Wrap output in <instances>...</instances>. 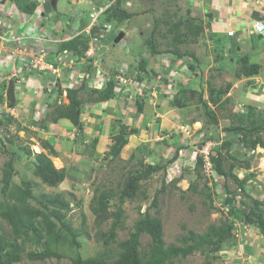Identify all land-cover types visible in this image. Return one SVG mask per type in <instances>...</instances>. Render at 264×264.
<instances>
[{
  "label": "rangeland",
  "instance_id": "obj_1",
  "mask_svg": "<svg viewBox=\"0 0 264 264\" xmlns=\"http://www.w3.org/2000/svg\"><path fill=\"white\" fill-rule=\"evenodd\" d=\"M106 2L111 1L106 0ZM117 2L118 0L112 1V4L103 12L102 17L98 15L97 24L101 25V28L94 33L95 36L105 34L101 32L103 30L101 22L110 20L111 27L107 31L113 30L115 26L121 27L125 30L122 31L125 37L126 31L135 29V34L141 42L139 46L144 47L147 43L146 47L149 49L151 43L154 42L161 56L165 55L175 59L173 52L176 51L186 55L183 64L172 63L177 65L181 73L176 77L165 75V78L168 84L171 81L173 83L171 93L179 92L181 84L188 89L194 86L198 92L195 102L201 109L197 116L201 125L198 126L196 122L193 123L197 120L196 117L189 124L190 119H192L189 118L187 122L189 126L191 125L189 130L192 131L190 132L192 140L187 144L185 138L182 139V142H178L181 140L175 142V139L179 138L180 131L174 133L173 139L169 140V149L163 152L165 153L164 156L166 155L165 158H163L164 156L161 157L162 147L158 149L159 154L157 158L155 157L157 160L147 157L148 153H144V151H139V154L130 163L120 156L116 159H110L109 156L102 159V155L94 150V143L87 144L83 148L74 144H70V146L65 144L60 148L54 145L56 152L52 154L51 149L47 150L42 147L41 139L38 136L40 132L37 131L40 129L48 132L51 117L47 121L34 123L26 114H19L17 110L12 111L14 114L8 111L10 107H8L6 100V105H3V110L0 113V234L4 235L8 241L17 239L19 243L25 246L26 252L35 250V243L29 239L31 236L27 237L28 229L17 224L15 216L27 217V224L29 225H33L35 222L46 224L47 219L51 218V221L57 225L58 223L53 216H48L46 212H43V205L48 203V199L61 198L70 203L71 210H62V212L65 214L66 220L71 223L72 228L77 231L78 242L81 244L77 249L68 246L64 252L66 254L64 259L34 262L30 261L24 254L23 260L16 264H74L70 257L79 252L83 258L104 257L105 261L113 263L118 259L122 250L120 244L127 241L135 232V224L146 212L162 220L166 246H181L182 238L188 232L193 231L202 235L207 233L211 225H220L223 222L231 224L234 229L233 233L238 235L236 237L237 243H234L235 239H229L225 242L224 251L213 252L205 247L203 251H196L186 258L175 259L174 264H205L207 261L210 264H248V262L249 264H264V235L245 221V215L254 205V201L257 200L262 203V210L264 211V149L258 146L251 150L243 143L247 139L258 136V133L251 129L240 133L226 131L235 123L237 113L245 115L248 112V106H252L257 108L255 112V121L257 122L254 128L260 127L259 136L264 141V95L261 92L262 94L259 96V88L263 79L261 81L259 78L253 79L254 77H238L236 75L238 66L230 69L227 66L218 67L212 66L210 63L205 64L209 58L212 61L216 57L209 36L206 37L203 34L197 39L191 35V29L200 25L201 18L198 9L200 0H123V2L121 0L123 9L135 13L138 17L137 22L133 23L129 20L127 23L125 20L119 23L114 20L115 12L113 11ZM9 5L0 6V18L8 17L7 11L10 12V10L13 14L18 15L16 8L12 7V9ZM43 10L42 7H36L34 13L37 15L34 16L33 20H38L39 16H41L40 19L45 18L46 20V17L42 16ZM54 10V7L50 9L55 13ZM23 20L26 19L23 18ZM43 29L46 31V28ZM119 34L120 32L113 30L108 36L105 35L100 39L105 47L110 48L104 56L108 65L115 63L123 54L120 47L125 45L126 39H121V42L114 47V41ZM253 37L255 39L257 35H253ZM181 40L185 42H181ZM146 47L143 50H146ZM233 52L241 55L235 50ZM149 54L151 53L149 52ZM157 56V54L152 55V58H157ZM249 57L251 60H255L256 55L250 54ZM195 58L202 62V66H198V70L192 72L186 66L189 61L194 62ZM177 60L175 59V61ZM142 62L141 58L137 57L134 63H129L130 67H135L136 73L133 72V69L131 71L126 69L128 77H134L133 79H136L138 83L144 81L139 74ZM116 67H120V64H116ZM164 68L166 69V66ZM167 70L169 72V68ZM229 85L231 86L229 93L225 95L222 101L216 105L210 102V88L226 89ZM118 91L121 92V90ZM0 92L2 93V91ZM151 92H146L145 97L148 98L150 95L153 97ZM201 94L203 100L200 102ZM225 99H229L230 102L225 104ZM148 100L145 99L143 103L145 104ZM205 101L215 112L218 119L217 124L205 114ZM192 111L195 112L194 109ZM39 114L40 112L37 115ZM244 124L246 127H252L246 121ZM197 130H200L199 134L194 135ZM203 140L204 143L201 144L200 141ZM206 142H211L210 157L216 155L213 154L214 152L221 151L225 157L227 169L231 164L236 165L234 174L243 182L242 190L239 189V184L232 179V176L225 180L205 168L204 165L199 170L195 169L197 167L196 160L200 157L196 148L201 150ZM179 143L184 145L183 147H186L187 151H180V156H182L179 159L180 163L167 164L168 158L174 156L172 149H177ZM190 143L192 146H188ZM227 143L231 144L227 145ZM36 146L40 152L35 150ZM20 151L29 152L31 156H26ZM40 153L49 156L55 168L57 166L54 160H59L61 166L57 169H65L66 179L58 187H50L44 184L35 175L32 157ZM185 155H189L187 156L189 160L186 167L184 166L186 158H183ZM122 157L124 158V156ZM142 159L145 160V163L152 165L167 164L166 170L153 173L148 180L142 182V189L138 197L126 200L122 205L123 216L115 230L116 238L109 246H105L100 238V233L110 230L115 219L114 213L120 205L119 193L127 179V174L130 170L141 169L140 161ZM8 163L13 165V170L11 171L10 184L6 188L4 178L6 173L10 172ZM247 165H249L248 168ZM174 179L178 180L173 183ZM29 182L32 183V196L26 197L24 192L28 186L25 184ZM164 184L165 190L158 196V207L151 206L157 191L162 189ZM192 186H195L197 190L194 191ZM225 187L229 188L230 193ZM105 190L111 194L108 209L111 217L106 221L99 222L92 208L97 205V197ZM20 193H22V198ZM53 209L55 207H52L51 210ZM158 210L160 211L159 214L157 213ZM56 225L55 232L58 231ZM24 240H26L25 243H23ZM150 242V236L142 233L138 248L142 254L149 250ZM245 260L246 262L243 263Z\"/></svg>",
  "mask_w": 264,
  "mask_h": 264
},
{
  "label": "crops",
  "instance_id": "obj_2",
  "mask_svg": "<svg viewBox=\"0 0 264 264\" xmlns=\"http://www.w3.org/2000/svg\"><path fill=\"white\" fill-rule=\"evenodd\" d=\"M54 1L55 6L52 5ZM32 2L35 0H6L0 3V6L4 5V7L10 4L9 7L16 8L18 12L16 15L10 10V12L7 11L8 17L0 18V36L7 40V42L0 40V91L6 98L8 86L12 81L15 83L17 98L16 107L9 108L8 111L14 114L12 111L17 110L19 114H26L34 123L46 121L56 106L69 105L67 89L78 88L86 79L89 60L97 69L91 73L92 80L88 79L87 87L79 93V98L83 101L80 115L83 129L79 130L67 119H61L58 123H50L48 132L33 127L40 132L38 136L41 143L49 141L51 145H55L57 148L63 147L65 144H69V146L74 144L83 148L87 144L95 143L94 150L102 155V159L106 156H109L110 159H116L111 154V149L117 143V139L123 136L127 144L119 156L130 163L139 154V151L147 152V157L157 160L155 157L157 158L159 154L158 149L163 147L161 156L163 157L165 154L163 152L169 149V140H172L174 133H179L178 131H180L179 138L175 139V142L178 140H181L178 142H182V139L185 138L187 144L192 140L190 138L192 131L189 130L191 125L189 126V124L195 117L197 118L200 111L195 102L198 92L194 86H191L190 97L189 95L185 97L180 91L165 94V88L160 87V85H169L165 78L168 71L165 65L168 63L167 58L165 55H158L157 58L153 59L152 55L149 54L150 50L146 47L147 43L144 45L146 50H143L144 47L139 46L141 42L135 34V29H133L134 32L132 30L125 32L123 39H126L127 42L120 47L123 54L119 60L111 65H108L104 59L110 48L105 47L100 39L105 35L108 36L113 30L120 33L125 31L121 27L115 26L110 31L101 30L105 34L96 36L100 40V44L93 43L92 47L94 49H96L95 47L97 49L105 47L106 50L101 55H98L99 51H97L96 54L80 60V55L77 54L74 58L68 52L69 50H62L63 44L77 37L88 38L90 43L92 38L80 33L89 28L95 17L98 15L102 17L103 12L112 4L111 2H106V0H50L46 6L47 12L44 11L42 14L46 20L39 18L26 23L31 14L24 13L21 6ZM52 7L55 8V13L50 11ZM100 8L105 9L98 14ZM198 9L204 26L203 34L206 37L209 36L212 50L216 55L212 61L209 58L205 64L210 63L212 66H227L234 69L237 66L234 64L233 57L240 56L234 54V50L241 55L255 54V60H251V58L250 60L252 63L260 64L262 69L260 75L253 79L259 78L261 81L263 79L259 88V96L262 93L264 95V32L261 35L253 32V25L256 21L264 22V0H200ZM23 18L26 20L24 21ZM137 18L135 15L125 21L127 23L129 20L133 23L137 22ZM24 27L28 28L25 29ZM43 28H46V31ZM253 35H257V37L254 39ZM17 45L27 48V52L19 50ZM38 47L39 49L44 48L47 61L54 60L53 64L59 69V76L54 75L49 70L40 71L29 66V55H34ZM61 57L66 60V64L58 61ZM137 57L146 63V70L139 68V74L144 79L142 83L150 89L149 92L152 91L153 97L150 95L146 98L149 100L145 104L141 100L140 102L135 101L137 89L131 88L130 91H117L116 96L108 101H95L91 98L93 80L96 83H102L105 87L109 77L116 74L120 68L129 69V71L133 69V72L136 73L135 67H130L129 63H134ZM184 60L177 61L181 65ZM96 63L97 66H95ZM118 63L120 67H116ZM198 66L201 67L202 62L198 61L197 58L196 71ZM80 78L83 79L80 80ZM178 98L184 102V105L177 102ZM139 104H142L141 111ZM38 112H40L39 115H37ZM189 118L192 119L188 124ZM194 122L200 123L198 118ZM198 133L199 130L195 134ZM191 144L188 146H192ZM183 146L179 143L177 149H172L174 154L177 151L179 155H181L180 151L186 152L187 148ZM181 157L173 163H180ZM188 160L186 159V162ZM141 162H145V160L142 159Z\"/></svg>",
  "mask_w": 264,
  "mask_h": 264
},
{
  "label": "trees",
  "instance_id": "obj_3",
  "mask_svg": "<svg viewBox=\"0 0 264 264\" xmlns=\"http://www.w3.org/2000/svg\"><path fill=\"white\" fill-rule=\"evenodd\" d=\"M121 4V0H118L117 5L115 6L113 11L115 12V15L113 16L115 18L114 20H117L118 23L130 19L136 15L133 12H128L127 10L123 9ZM36 7L37 3L35 2L27 3L21 6L22 11L24 13L31 15L36 10ZM101 23L103 26L105 23L110 24L111 22L110 20H108L104 22L102 21ZM100 28L101 25L97 28H94L93 33L98 32ZM203 33L204 26L202 24V20L200 19V25H197L196 27H193L191 29V35L195 36L198 39L200 36L203 35ZM182 40L181 42H185ZM61 47L62 50H69L68 52H70L72 55L78 54L80 56H83V54L89 48V39L84 38L82 36L77 37L63 44ZM149 50L151 52V55H161L154 42L151 43ZM173 54L175 55L173 57L178 60L187 57L179 51L173 52ZM194 60V62H189L188 65L189 69L192 72H196L197 58H195ZM233 60L234 64L238 66L236 69V75L238 77L245 76L246 78H251L260 75L262 66L258 63H252L248 54L240 55L237 58L233 57ZM140 69L144 71L146 70L145 62H142L140 64ZM87 70V75H91L92 72L97 71L96 67L93 66V63L90 60L87 62ZM87 82L88 79L86 78L82 81V84L78 88L67 89V96L70 101L69 105L56 106L53 113L49 114L50 116L48 115L46 121L50 117L51 120L49 121V123H58V121L61 119H67L74 126L78 127L79 130H82L83 124L81 122L80 115L83 101L79 98V93L87 87ZM115 87L116 82L113 78H111V80L107 82L104 89H91V98L95 101H108L110 99H113L116 96ZM180 87V93L185 97H188V95L190 97L191 89H188V87H185L183 85H180ZM230 87L231 86L229 85L226 89L220 88L218 90L215 88H210V102L214 105L218 104L219 101H222L225 95L229 93ZM199 98L201 102V100H203V95L201 94ZM6 100L8 107H16L17 98L15 95V83L12 81L8 86L6 98L4 94L0 92V113L3 110L2 107ZM177 102H179V104L184 105V102H181L179 98L177 99ZM229 102V99H225L224 101L225 104ZM204 108L205 114L217 124V116L206 101L204 102ZM139 109L140 111L142 110V104H139ZM256 110L257 108L248 106V112L245 115H240V113H237L236 121H234L235 123L226 129V131L238 133L243 131H249V129L253 130L254 132H257L258 136L253 139H247L243 142L251 150L255 149L258 146H260L261 148L263 147L264 149V141L261 136H259V133L261 132L260 127L254 128V125L257 122L255 121ZM245 121L250 123L252 127H246L244 124ZM126 144L127 141L124 139L123 136L117 139V143L114 144L113 148L111 149V154L114 156V158H117L120 155L122 149L126 146ZM228 144L231 143H227V145ZM42 147L47 150L51 149L50 151L52 154L55 152L54 146L51 145L49 141H43ZM20 152H23L26 156H31V153L29 152ZM216 152L217 154L215 156H211V162L213 164L215 175L222 177L225 180L232 176V179H234V181L239 184V189L242 190L243 182H241L239 177L234 174V169L236 168V165L231 164L229 169H227L225 167V157L223 156L221 151ZM35 156L38 162L36 163L32 161L35 166V175L39 177L44 184L50 187H58V185L65 181V169L55 168L51 158L44 153H40ZM187 156L185 155L183 158L188 159ZM179 157L180 155L177 151L174 154L173 158H168L167 164L173 163ZM140 164L142 165L141 169H137L135 171L130 170L127 174V179L119 193L120 205L117 211L114 213L115 219L112 222L110 230L108 232L101 231L100 233V238L103 240L105 246H109L116 238L115 230L119 226L121 218L123 216L122 205L126 202V200H132L138 197L139 192L142 189L141 187L143 181L148 180L153 173L159 172L161 170H166L167 167V164L152 165L145 162H141ZM203 165V160L201 158H198L197 167L195 169L199 170V168ZM7 166L9 167L10 172H7L4 178L6 188H8L10 184L11 171L13 170V165L11 163H8ZM248 167L249 165H247V168ZM177 180L178 179H174V181L172 182L174 183ZM25 185H27L28 188L27 190H25L24 194L26 197H31L32 183L29 182ZM192 189L194 191L197 190L195 186H192ZM225 189L228 193H230L228 187H225ZM164 190L165 184L163 185L162 189L157 191L151 206L158 207V196ZM110 196L111 194L108 191H103L102 194H100L96 199L97 205L93 206L92 208L99 222L106 221L111 217L108 212L110 205ZM20 197L22 198V193H20ZM52 207H55V209L51 210ZM43 209V212H46L48 216H53V218L57 221L58 224L56 225L54 222H52L51 218L47 219L48 222H46V224L44 222H35L33 223V225H29L27 224V217L23 215L15 216L16 223L28 229L27 237L31 236L29 239L33 243H35L36 249L26 252L25 246L19 243L17 239L8 241L4 237V235L0 234V264L20 263L24 258V254H26V257L30 261L34 262H43L48 259L60 260L65 258L66 254L64 252L68 246H72L76 249L80 247L81 244L78 242L77 231L72 228L71 223L66 220L65 214H63L62 212V210H71L70 203H67V201L62 200L61 198H57L54 200L48 199V203L46 205H43ZM159 212L160 211L158 210L157 213L159 214ZM245 221L248 223L249 226L258 229L264 235V211L262 210V203L257 200L254 201V205L250 208V211L245 215ZM83 223H85V220H83ZM55 225L58 227L57 232H55ZM163 228V222L159 217H153L150 215L149 212H146L144 216L135 224V232L131 234L130 238L127 241L120 244L122 250L118 255V259L115 262H107L105 261L104 257L83 258L80 252L76 253L75 256L70 257L71 261L74 264H174L175 259L179 257L186 258L196 251H203L205 247L213 252H221L224 251V244L227 240L235 239L234 243H237L236 237L238 235L233 233V226L231 224H228L227 222H223L220 225H211L207 233L202 235L196 234L193 231L188 232V234L182 238L181 246H166L164 241ZM142 233H146L151 238L149 250L145 254H142L138 249L140 245V236ZM25 241L26 240H24L23 243H25ZM205 264H210V262L207 261Z\"/></svg>",
  "mask_w": 264,
  "mask_h": 264
},
{
  "label": "built area",
  "instance_id": "obj_4",
  "mask_svg": "<svg viewBox=\"0 0 264 264\" xmlns=\"http://www.w3.org/2000/svg\"><path fill=\"white\" fill-rule=\"evenodd\" d=\"M3 1H6V0H0V3H2ZM35 2L38 4V7H42L44 10L43 11H47V8L46 6L50 3V0H35ZM104 11V8H100L98 10V14L102 13ZM37 14L33 13L32 15H29V20L26 22V23H30V20H33L34 19V16H36ZM44 16V15H42ZM50 16H52L50 14ZM39 18H41V16H39ZM45 19V18H44ZM98 23V17H95L92 24L89 26L88 29H86L85 31H82L80 34H86L87 36H89L90 38H92L91 42L89 43V48L88 50L83 54V56H79V59L80 60H84L86 58V56H90L92 54H96L97 51H99L100 47L97 49V47H95L96 49H94V47H92L93 43H97V45L100 44V40L95 36V34L93 33V30L94 28H97L99 27L100 25L97 24ZM110 25L108 23H105L103 25V29L105 30H109L110 29ZM253 32L255 34H262L264 32V22L262 21H256L253 25ZM0 40L3 41V42H7V40L3 37V36H0ZM18 46V45H17ZM17 48H19V50H22L24 52H27V48L25 47H20L18 46ZM31 53V52H30ZM32 54V53H31ZM72 55V54H71ZM72 57L75 58V55H72ZM29 66L31 68H36L40 71H51L54 75L56 76H59V69L55 67V64L54 63V60H50V61H47L46 60V56H45V50L44 48H40L39 47L37 48L36 52H34V55H29ZM167 58V61L168 63L165 64L167 66V68H169V72L167 71V75L172 77H176L177 75H179L181 72L179 71V68L177 67L176 64H172V63H179L178 61H175V59H172L171 57H166ZM60 63H63V64H66V60L63 59V57L59 58L58 60ZM58 62V63H59ZM189 65V64H188ZM186 66L187 69H189V66ZM95 66H97V63L95 64ZM174 74V75H172ZM129 75L127 74V71L125 68H120L118 70V72L112 76L109 77L108 81L111 80V78H113L116 82V87H115V91L117 92L118 90H121V91H130L131 88H134V89H138L135 91V101L138 100V101H142V103L144 102V100L146 99L145 97V93L146 92H149L150 89H148V87H146L143 83H138V81L136 79H133L134 77H128ZM84 77V75H83ZM90 77V78H89ZM92 76L91 75H87L86 74V78L87 79H90L92 80L91 78ZM94 78V77H93ZM83 78H80V80H82ZM95 80H93V87L94 88H98V87H102L103 84L102 83H96L94 82ZM172 81L169 83V85H160V87L162 88H165L164 89V93L167 94V93H171L173 91V85H172ZM185 132H187L185 130ZM204 141V140H203ZM203 141H200L201 143ZM211 142H207L205 146L202 147V149H198L196 148V151H199V156L200 158L204 161V166L205 168H208L210 171H213L214 173V168H213V164L211 162V157H210V154H211ZM197 155V154H196ZM246 260L243 262L245 263ZM249 264V262H248Z\"/></svg>",
  "mask_w": 264,
  "mask_h": 264
},
{
  "label": "water",
  "instance_id": "obj_5",
  "mask_svg": "<svg viewBox=\"0 0 264 264\" xmlns=\"http://www.w3.org/2000/svg\"><path fill=\"white\" fill-rule=\"evenodd\" d=\"M52 5H53V6L56 5L55 1L52 3ZM123 37H124V33L122 32V33H120V34L116 37V39H115V41H114V45H118V44L121 42V39H123ZM105 50H106V48H105V47H102V48L99 50L98 55H101L102 53H104ZM213 154H217V153L214 152ZM32 161L38 163V162H37V159H36L35 157L32 158Z\"/></svg>",
  "mask_w": 264,
  "mask_h": 264
},
{
  "label": "bare ground",
  "instance_id": "obj_6",
  "mask_svg": "<svg viewBox=\"0 0 264 264\" xmlns=\"http://www.w3.org/2000/svg\"><path fill=\"white\" fill-rule=\"evenodd\" d=\"M200 125H201V124L199 123L198 126H200ZM260 148H261V147H260ZM262 149H263V148H262ZM35 150H36L37 152H40V150H39V148H38L37 146L35 147ZM54 163H55V165L57 166V168L61 166V163H60L59 160H54Z\"/></svg>",
  "mask_w": 264,
  "mask_h": 264
},
{
  "label": "clouds",
  "instance_id": "obj_7",
  "mask_svg": "<svg viewBox=\"0 0 264 264\" xmlns=\"http://www.w3.org/2000/svg\"><path fill=\"white\" fill-rule=\"evenodd\" d=\"M109 25H110V24H109ZM110 26H111V25H110ZM103 30H105V29H103ZM257 35H261V34H257ZM93 88H94V87H93ZM103 88H104V86H102V87H98V88H96V89H103ZM199 131H200V130H199ZM198 134H199V133H198ZM198 134H195V135H198ZM203 142H204V141H203ZM203 142H202V143H203ZM206 143H207V142H206ZM206 143H205V145H206ZM205 145H204V146H205ZM199 146H200V144H199ZM259 147H260V146H259ZM194 153H195V151H194ZM216 153H217V152H216ZM33 157L36 158V156H33ZM33 157H32V158H33ZM198 158H200V157H198ZM198 158H197V160H198ZM197 160H196V163H197ZM186 163H188V162H186ZM184 166L186 167L187 165H184Z\"/></svg>",
  "mask_w": 264,
  "mask_h": 264
}]
</instances>
